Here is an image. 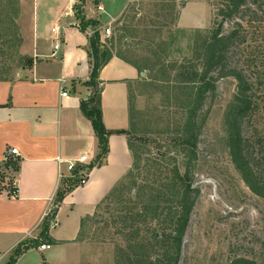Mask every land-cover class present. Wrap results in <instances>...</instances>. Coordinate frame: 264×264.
<instances>
[{
  "label": "trees",
  "instance_id": "obj_1",
  "mask_svg": "<svg viewBox=\"0 0 264 264\" xmlns=\"http://www.w3.org/2000/svg\"><path fill=\"white\" fill-rule=\"evenodd\" d=\"M5 1L12 5L13 14H18L17 0H0V7ZM133 1L136 0H129V3ZM138 1L147 2L152 18L156 20L149 22L150 26L161 27L167 21L174 23L181 4L191 0ZM213 1L217 6L212 26L203 34H195L191 58L171 62L168 66L153 49H147V57L142 58V63H139L141 59L139 62L128 59L124 55L127 49L114 52L113 37L102 43L99 23L85 20L82 14L85 0H77L73 6L80 31H93L88 40L91 69L84 83V86L91 88V92L86 100L80 101L79 107L97 138L98 153L90 164L77 167L72 172L73 177L62 181L50 218H54L64 196L78 186V172L88 173L101 166L108 152V137L112 134L128 136V132L123 130L107 131L101 120L98 75L113 57L129 64L138 73L146 72V78L158 82L156 87L159 89L174 91L172 107L178 109L181 115L177 119L170 148L174 157H165L167 165L160 167L154 160L149 162L144 159L146 171L143 180L139 183L129 181L131 177L126 175L96 207L94 215L81 222L80 229L101 210L102 203H106L103 210H112L111 226L115 229L114 235L120 238L115 243L114 264H179L183 237L198 193L192 187V162L209 107L205 114L203 109L213 99L219 80H231L234 85L223 112V146L241 181L253 195L264 201V65L258 61L255 51L248 52L244 47L259 29L264 14L262 0ZM126 15L125 10L115 21V25L122 22L120 28L116 29L122 33L118 42L134 32L136 35V31L125 25ZM9 29L14 34L10 41H5L0 33V82L12 81L8 76L14 67L9 61L21 44L13 22ZM106 42L110 44L109 48L105 47ZM20 60L22 70H30L35 62L31 57H20ZM153 70L154 77H150L148 73ZM128 147L134 160H140L129 139ZM6 167L14 171L17 169L15 162H9ZM48 229L46 220L41 227L39 240L20 243L6 264H15L28 248L50 244ZM228 264H264V261L235 256Z\"/></svg>",
  "mask_w": 264,
  "mask_h": 264
},
{
  "label": "crops",
  "instance_id": "obj_2",
  "mask_svg": "<svg viewBox=\"0 0 264 264\" xmlns=\"http://www.w3.org/2000/svg\"><path fill=\"white\" fill-rule=\"evenodd\" d=\"M104 2L118 4L108 6L106 13ZM76 3H18L21 48L28 50L35 62L12 81L0 82V264L8 262L20 243L39 240L46 220L51 242L44 245L49 249L41 250L37 244L23 252L15 264H82L84 249L78 242L81 222L94 215L96 207L133 168L128 136L110 135L101 166L87 173L85 185L64 196L50 218L62 181L72 175L68 165L85 156L87 166L98 153L97 138L79 107L91 92L84 86L91 69V30L78 28L73 12ZM128 3L85 0L82 14L104 29L122 16ZM141 78L135 68L115 57L100 70L101 120L107 131H129L130 87ZM10 149L17 151L10 156L17 165L15 171L5 170L2 162ZM13 190L12 197L9 191Z\"/></svg>",
  "mask_w": 264,
  "mask_h": 264
},
{
  "label": "rangeland",
  "instance_id": "obj_3",
  "mask_svg": "<svg viewBox=\"0 0 264 264\" xmlns=\"http://www.w3.org/2000/svg\"><path fill=\"white\" fill-rule=\"evenodd\" d=\"M261 2L264 11V0ZM18 3L19 0L17 8ZM146 3L136 0L126 8L127 20L124 23L136 31V35L134 32L118 42L122 33L116 29L120 28L122 22L105 26L110 29V37H113V51L124 52L127 49L124 55L128 59H137L138 62L141 59L139 63H142V58L147 57V49H153L160 54L166 66L171 62L190 59L195 34H203L212 26L216 2H185L178 9L177 20L174 23L167 21L161 27L150 26L149 22L156 20H153ZM117 4L104 2L105 12H108V6L116 7ZM12 8L8 1L0 7V33L5 41L12 40L14 36L9 29L11 22L18 30L16 21L19 11L13 14ZM25 25L27 22L23 27ZM155 29L160 30L154 33ZM98 30L103 31L99 27ZM145 32L150 33L146 35ZM254 33L255 37L249 39L244 47L248 52L255 51L258 61L264 65V14L259 29ZM18 34L20 36L19 30ZM101 37L102 43L110 39ZM21 47L22 40L9 61L14 68L8 79L13 80L24 71L20 57H29V51ZM105 47L109 48L110 44L106 42ZM150 60L153 62L152 58ZM142 73V78L130 87L131 124L128 139L141 159L133 158V166H137V169H130L127 175L131 177L129 181L137 183L143 180L146 171L144 159L149 162L154 160L160 167H165V157H174L170 148L177 119L181 117L179 110L172 107L174 91L159 89L156 87L158 82L147 79L146 72ZM154 73L155 70L148 74L154 77ZM233 89L231 80H219L213 99L203 109L205 114L209 107L192 162V187L198 193L183 237L179 264H228L235 256L264 261V201L253 195L241 181L222 143L223 112ZM105 204L102 203L101 210L80 229L78 242L84 249L82 264H114L115 243L120 238L114 235L115 229L111 226L114 214L110 216L111 209L103 210Z\"/></svg>",
  "mask_w": 264,
  "mask_h": 264
},
{
  "label": "built area",
  "instance_id": "obj_4",
  "mask_svg": "<svg viewBox=\"0 0 264 264\" xmlns=\"http://www.w3.org/2000/svg\"><path fill=\"white\" fill-rule=\"evenodd\" d=\"M93 33V31L91 30L90 34L91 35ZM101 35L104 37V38H109L110 37V29L109 28H104L102 32H100ZM55 49H57V47H55ZM66 93H62V96H65ZM13 155H17V151L16 149H10V150H7L6 153H4V157H3V165L5 166V170H9L10 171V167H6V165L11 162L10 161V156H13ZM13 162V161H12ZM87 163V158L85 156H80L74 163H70L67 167L68 171L69 172H73V170L76 168V167H81V166H84L85 164ZM73 176V175H71ZM77 177L79 178V183L78 185L79 186H83L85 185L86 183V180H87V173L85 171H80L78 172L77 174ZM15 194V191H9V195L10 196H14ZM39 249L41 250H45V249H49V246L48 245H41L39 247Z\"/></svg>",
  "mask_w": 264,
  "mask_h": 264
},
{
  "label": "water",
  "instance_id": "obj_5",
  "mask_svg": "<svg viewBox=\"0 0 264 264\" xmlns=\"http://www.w3.org/2000/svg\"><path fill=\"white\" fill-rule=\"evenodd\" d=\"M141 75H143V73H141ZM133 169H137V166H133Z\"/></svg>",
  "mask_w": 264,
  "mask_h": 264
}]
</instances>
